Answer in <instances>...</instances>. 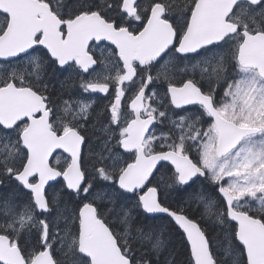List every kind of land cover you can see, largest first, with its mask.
<instances>
[{
  "label": "snow or ice",
  "instance_id": "1",
  "mask_svg": "<svg viewBox=\"0 0 264 264\" xmlns=\"http://www.w3.org/2000/svg\"><path fill=\"white\" fill-rule=\"evenodd\" d=\"M0 264H264V0H0Z\"/></svg>",
  "mask_w": 264,
  "mask_h": 264
},
{
  "label": "flooded vegetation",
  "instance_id": "2",
  "mask_svg": "<svg viewBox=\"0 0 264 264\" xmlns=\"http://www.w3.org/2000/svg\"><path fill=\"white\" fill-rule=\"evenodd\" d=\"M106 103V101H104Z\"/></svg>",
  "mask_w": 264,
  "mask_h": 264
}]
</instances>
